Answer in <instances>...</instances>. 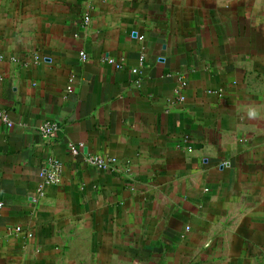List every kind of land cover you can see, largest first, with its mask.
I'll use <instances>...</instances> for the list:
<instances>
[{"label":"crops","instance_id":"1","mask_svg":"<svg viewBox=\"0 0 264 264\" xmlns=\"http://www.w3.org/2000/svg\"><path fill=\"white\" fill-rule=\"evenodd\" d=\"M0 109V264H264V0H0Z\"/></svg>","mask_w":264,"mask_h":264},{"label":"built area","instance_id":"2","mask_svg":"<svg viewBox=\"0 0 264 264\" xmlns=\"http://www.w3.org/2000/svg\"><path fill=\"white\" fill-rule=\"evenodd\" d=\"M89 15L85 14L83 16V22L85 24L89 23ZM79 58L82 62H85L88 60L87 55L84 52H80L79 53ZM105 62L109 63V64H113L115 65V68L120 70L122 68L121 64L118 63H114V61L112 59H105ZM136 70H133V73H136ZM69 89V88H68ZM180 100H182V98H179ZM0 121L7 127V128H12L13 127V122H11L9 120V117L7 115V113L3 110L0 109ZM38 133L42 136V138L47 139V140H51L54 141L58 135V133L61 131L60 126L56 123H49L46 122L44 124H42L40 127H38ZM80 147L79 146H73V145H69V150L71 153L76 154L79 151ZM86 162L99 169V170H106L110 167H112L113 165H115V161L114 160H110V159H103L100 157H89L86 159ZM59 174H60V163L57 159L55 158H50L48 159V166L47 169L40 175L41 178V183L39 185L38 188V193L41 192L42 188L44 186H50V185H54L58 182L59 179ZM3 207V204L0 203V208ZM21 231L20 228H15L13 230V232L15 233H19Z\"/></svg>","mask_w":264,"mask_h":264}]
</instances>
